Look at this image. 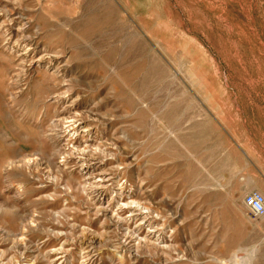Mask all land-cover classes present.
Masks as SVG:
<instances>
[{"label": "rangeland", "instance_id": "obj_1", "mask_svg": "<svg viewBox=\"0 0 264 264\" xmlns=\"http://www.w3.org/2000/svg\"><path fill=\"white\" fill-rule=\"evenodd\" d=\"M251 192L264 0H0V264H264Z\"/></svg>", "mask_w": 264, "mask_h": 264}, {"label": "bare ground", "instance_id": "obj_2", "mask_svg": "<svg viewBox=\"0 0 264 264\" xmlns=\"http://www.w3.org/2000/svg\"><path fill=\"white\" fill-rule=\"evenodd\" d=\"M31 53L33 54H37L36 56L32 57L30 59L29 62H40V61H46L47 64H51L52 61L47 59L46 55H40L38 56V51L36 50V48H33L31 47L30 44H27L25 46V49L23 51V55H24V58L26 59L27 56H29ZM80 122V119L78 117H75V116H71V117H65V118H62V119H59L58 120V123L57 125H60V127H62V130L63 132H67L70 130H73L74 127ZM73 149L75 150H80V158L82 157L81 155L85 156L86 159H82V160H85V161H95L96 158L95 155L97 153L96 150H93V151H90L91 154H87V155H84V153H87L89 152V150H87L86 148H80L79 149V146H73ZM113 173L112 172H108V170H101L100 173L97 175V179L95 181H92V182H89L88 185H90V187L92 188V190H99V189H102L104 188V185L105 183L111 181V179H114L113 178ZM134 202H131L130 204H127V203H117V209L115 210H110L109 207H104V206H98L96 208H94V214L95 215H100L102 216L105 220L107 221H117L120 219L118 213H117V210H121V209H124L125 207H130L132 208L131 212H134V211H137V213L139 214H143L144 216H149L150 214H152L153 212H151V210L149 208H146L144 206H141L137 203L134 204L133 207H131V205H133ZM140 240V239H138ZM91 241L94 243L95 241L91 238ZM126 248L129 252L133 253V246H130V245H126ZM252 256L251 255H248L246 258L244 259H241L240 261H235V264H240V263H246L248 262L249 260H251Z\"/></svg>", "mask_w": 264, "mask_h": 264}, {"label": "built area", "instance_id": "obj_3", "mask_svg": "<svg viewBox=\"0 0 264 264\" xmlns=\"http://www.w3.org/2000/svg\"><path fill=\"white\" fill-rule=\"evenodd\" d=\"M244 205L253 217L264 215V196L258 192H251L244 198Z\"/></svg>", "mask_w": 264, "mask_h": 264}]
</instances>
